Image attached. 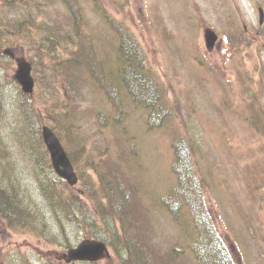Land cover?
Here are the masks:
<instances>
[{"label": "rangeland", "instance_id": "obj_1", "mask_svg": "<svg viewBox=\"0 0 264 264\" xmlns=\"http://www.w3.org/2000/svg\"><path fill=\"white\" fill-rule=\"evenodd\" d=\"M36 1L43 3V12L37 16V7L31 3L30 33L25 31L24 35L6 36L2 40V50L9 51L0 64V93L3 110H7L1 124L6 127L1 130L8 157L4 164L10 163L16 171L30 169L31 163L36 165L37 162L35 157L28 156L25 150L28 145L18 142V138L23 137L20 136V120L16 118L19 116L16 101L21 97L22 88L15 78L16 59L25 57L31 61L37 40L47 35L59 37L57 32H49L47 26L55 23L54 18L63 22L68 12L65 4L73 0H50L52 4L33 0V3ZM77 1L78 13L85 17L87 33L92 32L101 52L110 55L113 68L118 64L117 37L114 39L100 8L109 11L115 20L129 24L148 50L162 81L168 85L171 101L176 108L180 107V119L151 129L148 112L141 102H133V98L123 92L122 97L116 95L113 89L105 93L91 80L93 74L89 69L70 79L58 75L42 85L35 91L33 103L44 113L42 123L56 125L49 108V92L52 91V101L57 102L61 112L59 121L65 136L61 141L77 160L81 182L93 184L94 180V190L109 188L111 191L119 189L120 183L127 187L128 180L136 183L145 218L139 221L138 213L134 215L138 199H127L125 203L127 209L131 207L135 228L143 227L145 222L151 234L162 241L164 250L186 245L194 238V233L173 217L161 199L170 194L178 182L172 170L174 141L180 134L190 132L193 145L198 148L194 155L197 152L195 159L202 171V190L209 211L235 264H264V125L262 129L255 127L260 120L264 123V22L260 23L259 11L264 9V0ZM21 3L26 4L28 0ZM1 9L0 15L9 24L18 20L25 22L22 10L12 9L4 0H0ZM208 27L219 35L212 49L207 48L204 35ZM3 29V35L12 34L7 28ZM238 32L245 33L247 38L240 52L226 40L228 35ZM43 45L50 47L42 49L44 54L52 53L63 59L70 57L73 51L84 52L70 42L61 41L55 46L50 40ZM237 71L244 77V83L234 74ZM254 92L259 93L258 97L252 96ZM73 121L79 125V130L76 124L71 130L62 125ZM106 147L110 149L108 154ZM100 155H104L101 162ZM38 156L44 162L50 158L47 152ZM91 160L97 161V168L90 165ZM1 166L0 162V171H3ZM24 177L25 183L32 186L33 177ZM55 177L60 179L57 174ZM80 185L79 181L76 191L82 189ZM37 197L44 202L40 191ZM85 206L93 212L92 203L85 202ZM51 215L47 207V223L53 219ZM2 218L0 214V264H8L10 259L15 264H69L64 258L68 248L63 243L54 244L47 236L28 231L15 232ZM67 223L72 246L89 239L82 230H74L72 224ZM55 224L53 221L54 228H58ZM109 251L110 254L96 264H106L108 257L114 256V249L109 247Z\"/></svg>", "mask_w": 264, "mask_h": 264}, {"label": "trees", "instance_id": "obj_2", "mask_svg": "<svg viewBox=\"0 0 264 264\" xmlns=\"http://www.w3.org/2000/svg\"><path fill=\"white\" fill-rule=\"evenodd\" d=\"M73 1H68L66 4L69 12L65 14L63 22L54 18L55 23L47 26L49 32L51 30L53 33L57 32L59 37L47 35L45 39L36 41V51L30 56L34 64L36 90L52 82L58 75H65L70 79L80 76V73L83 75L84 71L89 69L93 74L91 80L105 93L109 94L113 89L116 95L122 97L123 92L128 97H132L133 102H141L144 105L141 106L148 112L147 121L151 129L161 128L180 119V107L176 108L175 103L171 101L168 85L162 81L148 50L142 45L129 24L115 20L109 11L100 8L102 17L109 22L108 25L117 37L118 45L115 54L118 64L113 68L110 55L106 53L108 56H105V52H101L95 44L93 33L91 32V35L87 33L85 17L78 13V1ZM47 3L52 4L50 0ZM42 4H36L37 16L43 12ZM17 25L9 24L1 16L0 58H4L2 40L6 37L2 33L3 26L11 30L18 29V35H24V25ZM50 40L55 42V46H58L61 41L75 43L84 52L78 54V51H73L67 59L52 53L44 54L42 49H50V47H45L43 44ZM226 40L237 52H240L247 44V38L243 32L230 34ZM1 62L3 60H0ZM100 71L105 73H98ZM49 93L51 97L49 108L56 122V125L53 124L52 127L62 138L65 136L59 121L61 112L57 108V102L52 101V91ZM20 94L21 97L16 101V109L19 113L16 118L20 120V136L23 138H18V142L20 145H28L25 146L28 156L32 155L37 162L36 165L31 163V170L27 168L30 175L26 176H32L34 179L32 186L25 183L23 170L16 171L10 163L4 164L8 157L3 145L5 136L1 130L6 127L1 124L7 110H3L0 93V162L3 170L0 171V213L10 229L18 233L28 231L41 235L40 237L47 236L52 243H63L66 248H69L73 244L70 241L68 221L74 230L75 228L82 230L85 237L101 238L107 241L110 248L114 249V256H109L106 264H235L209 211L202 190V171H199L196 154L194 155L197 147L193 145L194 140L190 132L180 134L174 141L172 148L175 162L172 170L178 182L170 194L161 199V203L188 231L194 233V238L186 245H176L164 250L161 247L162 241L151 234L145 222L142 226L148 229L141 226L135 228L136 223L130 214L131 207L127 209L128 207L125 206L129 199H138L134 215L138 213L139 221L145 218L142 203L139 204L140 196L136 183L128 180V186L125 187L119 182V189L116 191H111L109 188L94 190L96 181L93 180V184L81 182L82 179L76 167L77 160L72 157L69 150V156L79 175L80 186L86 187L83 188L84 192L76 191V186H71L61 178L55 177L50 158L44 162L38 156L48 153L41 133L44 113L38 105L33 103L32 95L22 91ZM35 99L37 101L36 96ZM75 124L74 121L72 124L62 123L63 126H68V130H71L72 125ZM76 127L79 130V125L76 124ZM69 134L72 136V131ZM184 143L186 144L183 145ZM109 151L110 149L106 147L105 153L108 154ZM103 156H99V162L104 160ZM91 164L97 168L96 160H91ZM117 166L120 164L118 163ZM116 171L119 173L120 169L117 167ZM38 191L42 194L43 203L37 197ZM85 202L92 203L94 207L92 213L88 211L89 206H85ZM47 207L52 213L51 219L53 218L50 223H47L45 219ZM53 221L58 228H54Z\"/></svg>", "mask_w": 264, "mask_h": 264}, {"label": "water", "instance_id": "obj_3", "mask_svg": "<svg viewBox=\"0 0 264 264\" xmlns=\"http://www.w3.org/2000/svg\"><path fill=\"white\" fill-rule=\"evenodd\" d=\"M261 12V22L264 20V11ZM208 48L212 49L218 39L217 33L208 28L205 33ZM15 77L21 84L23 91L32 93L35 87V80L32 75V64L26 59H21L18 62V69ZM45 142L51 152L53 165L56 171L72 185L78 181L77 173L69 159L65 149L63 148L60 139L53 130L45 126L43 128ZM107 251V244L103 241L84 239L76 248H72L68 252V260H97L101 258Z\"/></svg>", "mask_w": 264, "mask_h": 264}, {"label": "flooded vegetation", "instance_id": "obj_4", "mask_svg": "<svg viewBox=\"0 0 264 264\" xmlns=\"http://www.w3.org/2000/svg\"><path fill=\"white\" fill-rule=\"evenodd\" d=\"M14 4H15V6H16V4H18V0H15V3H14ZM30 4H31V3H28V5H27L29 8H30ZM18 9H19V8H17V11H18ZM26 16L28 17V21H29V20H30V19H29V11H27V15H26ZM17 22H20V21H17ZM29 22H30V21H29ZM29 26H30V25H29ZM27 28L29 29V27H27ZM18 32H19L18 29H17V30H13V31H12V36H13V37L17 36Z\"/></svg>", "mask_w": 264, "mask_h": 264}]
</instances>
